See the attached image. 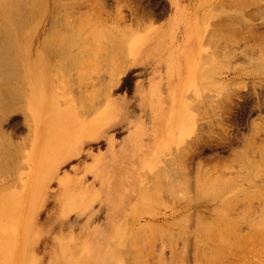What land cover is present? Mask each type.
<instances>
[{
    "label": "rangeland",
    "instance_id": "374dc122",
    "mask_svg": "<svg viewBox=\"0 0 264 264\" xmlns=\"http://www.w3.org/2000/svg\"><path fill=\"white\" fill-rule=\"evenodd\" d=\"M28 1L0 0L4 8L23 6L0 23L1 42L23 40L32 29ZM39 9L30 49L55 27L60 44L73 41L75 55L77 44L94 41L99 56L96 48L86 52L99 63L87 71L99 77L101 112H110L76 119L78 107L59 98L63 84L60 100H50L34 95L22 69L0 68L13 76L0 83V264H208L217 254L225 261L237 254L232 264H264V233L253 228L264 217V0H180L175 11L169 0H43ZM180 13L185 23L172 28ZM52 46L50 63L70 59L67 45ZM64 62L53 74L66 69ZM74 63L67 82H77ZM55 82L48 91L58 94ZM11 86L17 95L1 88ZM37 97L44 108L38 117L27 109ZM55 108L69 119L58 116L51 125ZM36 144L44 152L33 159ZM216 176L223 195L236 191L230 196L240 198L228 196L232 206L221 204L223 195L200 201L202 181L212 177L208 182L221 188ZM210 213L228 237L206 245L200 221ZM149 227L163 233L147 244L137 238ZM134 241L143 261L134 257ZM215 241L233 253L219 254Z\"/></svg>",
    "mask_w": 264,
    "mask_h": 264
},
{
    "label": "bare ground",
    "instance_id": "6f19581e",
    "mask_svg": "<svg viewBox=\"0 0 264 264\" xmlns=\"http://www.w3.org/2000/svg\"><path fill=\"white\" fill-rule=\"evenodd\" d=\"M24 1V0H23ZM28 1V0H27ZM29 2V6L31 7V9L32 10H30L31 11V14H29V18L33 21V27H32V29L29 31V32H27V33H24V32H22V37H23V40H11V41H4V42H1L0 41V68H4V69H6V67H7V69L8 68H12V67H17V68H19V70L20 69H22V71L24 72V74L26 75H29L28 77V83H29V85L31 86L30 88H31V91H33V93H34V95H41V94H44V97H46V96H51V97H47V98H52L53 97V99H56V101H57V99L58 100H60L59 98H61V101L62 100H64V102L65 101H67V103H70V104H72V105H75V106H77L78 107V109H77V111H76V113L73 115L76 119L78 118V119H80V118H82V117H86L87 119H89V120H95L96 118H98L99 117V113H98V111L100 110V114H102V115H104V114H107L108 112H110V110L108 109V110H104L103 112H101V108L103 107V105H100V103L98 102V98H99V96H100V91H101V84H100V80H99V77L98 76H96L95 77V75L94 76H92V75H90V72L89 71H87V69H88V66H89V68L90 69H92L90 66H95L94 64L96 63V61L99 59V51H101V49H97L98 48V46L97 47H92V45L93 46H95V44H94V41H92V44H89L87 41H86V43H88V44H82L81 42H80V46L77 44L76 46V50H78L79 52H81V55L79 54V52H78V54L79 55H75V53H74V47H75V45H74V43H73V41L72 42H68V43H64V44H60V42H58V33L57 32H55L57 29H56V27H55V29L53 28L55 25H57L58 23H56V21H55V25L53 26V23H52V25L51 26H53V27H51V28H53L52 29V31L53 30H55L54 32H52V34L50 33V32H48V30H47V33H49V35L51 34V36H48V34L46 33V35H47V37H49V38H47L46 36H45V39H47V40H43L44 38H42L41 39V42L39 43V49H37V50H35V51H32L31 49H30V40L34 37V29H35V27L37 26V25H39L40 24V22H41V15L42 14H40V9H39V7L40 6H42V4H43V0H30V1H28ZM23 3V2H22ZM19 4V3H18ZM20 4H21V2H20ZM53 6L54 5H56V4H52ZM3 5H0V23H6L7 22V20H6V18H8L9 17V13H10V11L11 10H16V11H18V9H21L23 6H18L17 4H16V6H11V7H2ZM7 6V5H6ZM24 6H26V4L24 5ZM27 7V6H26ZM27 10L29 9L28 7L26 8ZM26 9H24V10H26ZM29 12V11H28ZM19 13V12H18ZM22 13V12H21ZM182 13V12H181ZM179 14V15H177V17L174 19V21L171 23V26H172V28H174V27H176L177 25L178 26H182L185 22H184V20H183V18H182V14ZM20 14V13H19ZM18 15V14H17ZM57 27H58V25H57ZM50 28V27H49ZM93 30V29H92ZM102 32V31H101ZM101 32L99 33V30L97 31V33H98V35H97V33H95V30L92 32L91 31V34L93 33H95L97 36H99V34H101ZM90 34V35H91ZM92 34V35H93ZM95 36V35H94ZM97 36H96V39H97ZM90 37V36H89ZM93 37V36H92ZM92 37L91 38H88L87 37V40L88 39H91L92 40ZM85 38V37H84ZM101 38V37H100ZM99 37H98V39H97V41H99V39H100ZM28 39V40H27ZM95 38L93 39V40H96ZM89 41V40H88ZM75 42V41H74ZM95 43H96V41H95ZM98 43V42H97ZM96 43V45H98ZM53 45V46H52ZM65 45H67V49H69L70 48V53H69V58L70 59H67V60H65L64 59V57H59L60 59V62L58 63L57 62V60H53L52 61V63H50L51 61H50V59H51V57H53L54 55H55V53H53V55H52V52H54V51H57V50H53V49H51V46L52 47H57V49H59L58 47L59 46H61V48H62V50L64 51V46ZM74 46V47H73ZM88 47H89V49H90V51L92 50V48H96V50L97 51H94V52H97V55H96V53H94L93 54V56H95V57H98V59H94L91 55H89L88 54V52H86V51H89V49H88ZM92 47V48H91ZM61 48L59 49V50H61ZM72 49L74 50L73 51V53H72ZM65 50H66V48H65ZM93 50H95V49H93ZM89 51V52H90ZM83 52L84 53H86V54H88L89 56H90V59L88 58H85V56L86 55H83ZM67 53V52H66ZM90 54H91V52H90ZM57 53H56V57H57ZM64 54H62V56H63ZM67 56V57H68ZM88 56V57H89ZM91 57H92V59H91ZM112 57V56H111ZM55 58V57H54ZM53 58V59H54ZM66 58V57H65ZM111 58L109 57V60H110ZM52 60V59H51ZM62 60H65V62L64 61H62ZM68 60L69 61H71V62H68ZM113 60V59H112ZM66 61L68 62V63H66ZM73 61L74 62H76V64L74 63V65L76 66V68H75V70L77 71L76 72V75H77V82H76V78H75V80H71L72 79V77L74 76H72L71 75V79H69V80H71L72 82H70V81H68L67 82V80H66V78L67 77H65V76H70V75H68V73H66V70H67V72H68V69H67V65L69 64V67L70 66H73ZM111 61V60H110ZM63 62L65 63V64H67L66 65V69L64 70V69H62L63 70V73H62V70H61V72L59 73L58 72V75L57 74H53V72H55V69H56V67H59L60 65H61V63H62V65H63ZM98 63H99V61H97ZM2 63V64H1ZM56 64V66H55V68H53L54 67V65ZM70 63L72 64V65H70ZM5 64V65H4ZM51 64H53V65H51ZM65 64H64V67H65ZM57 65H59V66H57ZM2 66H5V67H2ZM92 66V67H93ZM99 66V65H98ZM61 67V66H60ZM74 67V66H73ZM73 67H71V68H73ZM97 67V66H96ZM96 67H93V68H96ZM2 69H0V71L2 70ZM54 69V70H53ZM16 70H18V69H16ZM52 70V71H51ZM74 70V69H73ZM21 71V70H20ZM19 71V72H20ZM1 72H3V71H1ZM89 72V73H88ZM7 72H5V74H2V73H0V81H2V82H0V83H5V82H7V81H9L10 79H8V77L11 75L10 73V75L8 76L7 74H6ZM13 73H15V72H13ZM16 73H18V72H16ZM16 73H15V75H16ZM67 75H66V74ZM20 74V73H19ZM19 74H17V76L19 75ZM70 74V73H69ZM92 74V73H91ZM2 75H6L5 77H4V79H3V76ZM26 75V76H27ZM1 76H2V78H1ZM21 75H19V77H20ZM119 76V75H118ZM11 77V76H10ZM13 77V76H12ZM11 77V79H13ZM18 77V78H19ZM25 77V76H24ZM24 77H23V79H24ZM57 77H58V83L57 82H55V81H57L56 79H57ZM74 77H76V76H74ZM74 77H73V79H74ZM117 77V76H116ZM14 78H16V77H14ZM20 78H22V77H20ZM27 78V77H26ZM70 78V77H69ZM6 79V80H5ZM22 79V80H23ZM17 80V79H16ZM27 81V80H26ZM73 81H75V83H76V85H78L77 87H79V91H78V93L77 94H75L74 92H73V90H71V88H70V85L73 83ZM24 82V81H23ZM23 82L22 83H20V85L19 86H21V85H23ZM55 82V85H56V88H57V86L59 85V88H58V91L60 92V93H56V91H54V90H50V91H48V89H50L52 86H54V83ZM57 83V84H56ZM59 83H61V84H63V86L64 87H66V89L64 90L63 88L64 87H62ZM64 83L66 84V85H64ZM70 83V85L68 86V84ZM78 83V84H77ZM19 84V83H18ZM10 85H12L13 87H15L14 85H16V84H12V83H10ZM10 85L8 84V87H10ZM76 85H72V88H73V86H76ZM11 86V87H12ZM62 87V90H63V95H61L62 94V90L60 91L59 89H61V87ZM6 87V86H5ZM5 87H1L2 89L4 88V90H6L5 92H9L10 94L11 93H15L16 95H17V93L18 92H16L15 90H14V88L13 89H5ZM17 87V86H16ZM7 88V87H6ZM19 87H17V89H18ZM21 89H22V86H21ZM20 88L18 89V90H21ZM1 91V90H0ZM57 91V92H58ZM21 92V91H20ZM3 93H4V91H3ZM9 93H6V94H8L9 95ZM1 94H2V91H1ZM14 94V95H15ZM57 96H56V95ZM58 95L60 96L59 98H58ZM3 96V95H2ZM2 96H1V98H2ZM12 96V95H11ZM62 96H65V98L66 99H63L62 98ZM7 97H9V96H7ZM4 98V97H3ZM5 98H6V96H5ZM10 98V97H9ZM37 99H38V97H37ZM34 100L33 102H32V105H31V103H30V106H27V109H32L33 111H34V113H35V115H36V117H38V116H40V115H43L44 113H43V109H42V103L39 101V99L38 100ZM50 100H52V99H50ZM3 102H5V100L4 101H2V103ZM52 102V101H51ZM49 103V102H48ZM66 103V102H65ZM48 105V104H47ZM46 105V106H47ZM45 106V105H44ZM49 107V106H48ZM108 107H110V105L108 104ZM47 107H45V109H46ZM46 112V111H45ZM40 114V115H39ZM68 115H70L69 113H68ZM68 115L65 113V112H61V113H59L58 114V109L57 108H55V110L53 111V114L49 117V121H50V124L51 125H54V124H56L57 123V121H58V116H59V118H63L64 120H67V119H69V117H68ZM44 146V144H36V147H35V151L31 154V158H33V159H36V158H38V157H36V156H38V155H41V154H43V152H44V150L43 149H41L42 147ZM217 175V174H216ZM215 176V175H214ZM219 177L221 176V175H218ZM218 176H216L217 178H218ZM203 178V177H202ZM201 178V179H202ZM210 179H212V177H210ZM209 179V180H210ZM221 179V178H220ZM208 180V181H209ZM222 180V179H221ZM224 180H226L225 178H224ZM227 180H228V178H227ZM199 181V180H198ZM207 181V182H208ZM219 181V178H218V180H217V182ZM230 181V180H229ZM204 182H206V181H202L201 183H202V185H201V183H200V189H198L200 192H198V195H199V193H200V195H199V199H200V201H208V200H210V201H214V200H216V199H220V198H223L222 197V195H223V193L225 194V193H227V192H223L221 189H223V187L221 186V185H223L224 186V184L222 183V182H220L219 181V183H222V184H220V186H221V188H219V186L217 185L216 186V184H211L210 182H206V183H204ZM224 182V181H223ZM233 182V181H232ZM212 183H215V181H213ZM218 184V183H217ZM227 184H228V182H227ZM233 184H235V183H232V186H234ZM184 185V184H183ZM231 185V184H230ZM182 186V185H181ZM179 188H180V186H179ZM178 188V189H179ZM226 188V187H225ZM173 189H176L175 187L173 188ZM172 189V190H173ZM177 189V194H178V190ZM181 189H183L182 187H181ZM186 189V188H185ZM141 190H143V191H141V203H144V198H145V189L143 188V189H141ZM184 190V189H183ZM223 190H227V188L226 189H223ZM250 191H251V189H249ZM170 191H171V189H170ZM184 191H186V190H184ZM188 191V190H187ZM246 191V190H245ZM173 192V191H172ZM175 192V191H174ZM173 192V193H174ZM182 191L180 190L179 191V193H181ZM223 192V193H222ZM228 192H230L229 193V195L228 196H230V194H234L236 191H234V193H231V191H228ZM252 192V191H251ZM250 192V193H251ZM263 193V192H262ZM184 194H186L185 192H184ZM228 194V193H227ZM237 194V193H236ZM240 194V193H239ZM255 194V193H254ZM183 195V194H182ZM188 195H190V194H188ZM249 195V194H248ZM251 195V194H250ZM261 195V193L259 194V196ZM263 195H264V193H263ZM223 196H225V195H223ZM227 195L222 199L223 200V203H222V201H221V204L223 205H228L229 204V206H232L231 205V202H230V200H228L230 197H233L234 195H232V196H230V197H228ZM236 196V195H235ZM254 196V198L253 199H256L255 197H256V194L255 195H253ZM258 195H257V197H259ZM188 197V196H187ZM187 197H185V199L187 198ZM228 197V198H227ZM238 197H240V196H238ZM245 197H248V196H246L245 195ZM251 197H252V195H251ZM262 197V196H261ZM264 197V196H263ZM263 197H262V199H263ZM148 198V197H147ZM260 198V197H259ZM146 199V198H145ZM191 199V198H190ZM226 199L228 200V201H226ZM231 199V198H230ZM240 198H238V200H239ZM252 199V200H253ZM261 199V198H260ZM233 202L235 201V200H237V197L234 199V197L231 199ZM237 200V201H238ZM264 200V199H263ZM147 203H149V200L147 199ZM250 201V200H249ZM228 203V204H225V203ZM232 202V203H233ZM200 203H203V202H200ZM236 203V202H235ZM221 205V206H222ZM224 206V207H225ZM228 206V207H229ZM219 208H220V206H219ZM226 208V207H225ZM213 209H215V208H213ZM212 209V212L214 211ZM218 209V208H217ZM222 209H223V207H222ZM221 209V210H222ZM227 209V208H226ZM223 210L224 212H226V211H228V209L227 210ZM216 210V209H215ZM200 211V210H199ZM217 211H220V210H217ZM201 213L200 214H203L204 215V213L205 212H207V209H204V210H201L200 211ZM211 212V213H212ZM221 212V211H220ZM219 212V213H220ZM224 212H221V213H224ZM211 213L209 214V216H208V218H201V221H200V227L202 228L201 229V231H199V232H202V233H200V236H201V239H203L204 241H205V243L204 244H206V245H209V244H207L208 242H214V240H215V238H217V237H219L220 236V234H221V236L223 235V239L225 240V239H227V237H228V235L227 236H224V235H226V234H224L225 233V231L224 230H226V229H221V228H218V225L220 224V226L221 227H223V222H219V224L217 225V222H216V219L215 218H219V216H216L215 217V215H213L212 214V217H211ZM214 213H215V211H214ZM216 214V213H215ZM186 215V214H185ZM197 215H198V213H197ZM225 215V214H224ZM188 216V215H187ZM200 216V215H199ZM206 216V215H205ZM214 216V217H213ZM183 217V216H182ZM180 218V219H183V218H185L186 216H184L183 218ZM198 218V217H197ZM221 218H222V216H221ZM261 218H263V221H264V217H261ZM260 218V219H261ZM129 219H131L130 220V222L133 220V218H127L126 220H125V223H127L128 221H129ZM259 219V224H258V222H257V224H254V226H253V228L254 227H257V230H256V232H259V235L261 234H263L264 233V229H262V225L264 224V222L262 221V219L260 220ZM263 223H262V222ZM225 222V221H224ZM231 222V221H230ZM125 223H124V225H125ZM227 223H229V222H227ZM236 223V222H235ZM254 223H256V222H254ZM130 224V223H129ZM222 224V225H221ZM224 224H226V223H224ZM229 224H231V223H229ZM260 224H262L261 226H260ZM232 225V224H231ZM230 225V226H231ZM130 226V225H129ZM173 226V225H172ZM171 226V227H172ZM227 226V225H226ZM235 226H237L236 224H234V227ZM136 227V226H135ZM141 227V226H140ZM183 227V226H182ZM260 228V230H259V228ZM264 227V226H263ZM130 228V227H129ZM138 228V227H137ZM159 228L160 227H155V229H153V227L151 228V227H149V230H147V231H145L146 233H144V234H141L137 239H139V238H142V240H143V242H146L147 241V244L150 242H152V240L155 238V236L153 237L152 235H154V233L157 231V229L159 230ZM224 228V227H223ZM226 228V227H225ZM228 229H229V227H227ZM145 229V228H144ZM164 229H166V230H163L162 228H160V230L161 231H167L168 233L171 231V229H173V227L172 228H170L169 229V227H168V230H167V228H164ZM228 229H227V231H228ZM255 229V228H254ZM262 229V230H261ZM130 230H131V228H130ZM130 230H129V233H131L130 232ZM142 230V229H141ZM152 230H154V232H150V231H152ZM170 230V231H169ZM6 231L7 232H9V230H7V227H6ZM161 231H158L159 233H157V235L158 234H161V233H163V232H161ZM197 231H198V229H197ZM263 231V233H261ZM167 232H164V233H167ZM255 232V233H256ZM122 233V232H121ZM136 233V232H135ZM212 233H214V234H212ZM9 234V233H8ZM212 234V235H211ZM217 234H219L218 236H216ZM258 234V233H257ZM120 235V234H119ZM146 235H148V237L146 238V237H144V236H146ZM150 235V236H149ZM256 235V234H255ZM254 235V236H255ZM259 235H256V236H259ZM260 235V236H261ZM121 236V235H120ZM215 237V238H214ZM225 237V238H224ZM235 237H237V236H235ZM249 237H250V235H249ZM248 237V238H249ZM262 237V236H261ZM213 238H214V240H213ZM219 238H221V237H219ZM219 238H218V240H219ZM240 238H242V237H240ZM240 238H234L235 240H237V239H239L240 240ZM248 238H247V241H248ZM250 238H252V237H250ZM254 238V237H253ZM201 239H200V242H201ZM243 239L245 240L246 238L245 237H243ZM242 239V240H243ZM129 240H131L132 241V239H129ZM134 240H136V239H134ZM239 240H237V241H239ZM251 240V239H250ZM249 240V241H250ZM139 241V240H138ZM137 241V242H138ZM141 241V240H140ZM207 241V242H206ZM217 241V240H216ZM215 241V242H216ZM135 242L136 241H134V242H132L133 244V246L132 247H134L133 249H132V247H131V249L132 250H134L135 251V258L137 259L138 257H139V254H140V258H138V259H140V260H142L141 259V253H139L138 252V246H140V245H138V246H135L134 244H135ZM136 242V243H137ZM198 242V241H197ZM243 242H246V240L245 241H243ZM260 242H261V240H260ZM140 243H142V242H140ZM199 243V242H198ZM216 243H219V242H216ZM240 243V242H239ZM242 243V242H241ZM130 244V243H129ZM139 244V243H138ZM146 244V245H147ZM153 244L154 243H152V245L151 246H153ZM235 244H238V242L237 243H235ZM131 245V244H130ZM142 245H143V243H142ZM218 245L219 246H221L220 248H218ZM244 245V244H243ZM251 245L252 244H250V247H251ZM262 245V244H261ZM145 246V245H144ZM212 246H214L213 245V243H212ZM212 246H210V247H212ZM225 246V245H224ZM224 246H222V244L220 245V243L219 244H217V246H214V248H216V250H217V252L219 253V254H221V253H223L224 251L223 250H225V252H230V253H233V251L231 252V247L230 246H227V247H229V249L227 248V251H226V249L224 248V249H222ZM236 246H238V245H236ZM236 246H234L235 247V249L236 248H238V247H236ZM240 246V245H239ZM246 246V245H245ZM255 246V245H254ZM253 246V247H254ZM257 246V245H256ZM129 247V246H128ZM138 247V248H137ZM148 247H149V245H148ZM250 247H248L249 248V250H250ZM262 247V246H261ZM14 248V246L12 245V249ZM135 248H136V250H135ZM147 248V247H146ZM149 248H151V247H149ZM209 248V247H208ZM214 248L212 247V248H210L209 250H212V251H210V252H215V250H214ZM220 249V250H218V249ZM243 248H246V250H247V246L246 247H241L240 249H242L243 250ZM200 250H201V248H199ZM221 249H222V252H221ZM233 249V248H232ZM121 250V249H120ZM124 250V249H123ZM234 250V249H233ZM237 250H239V249H237ZM242 250H239V251H242ZM252 251H253V249H251ZM250 250V251H251ZM239 251H237V253H242V252H239ZM249 251V252H250ZM255 251V250H254ZM203 252H205V251H203ZM221 252V253H220ZM124 253H125V251H124ZM243 253H244V251H243ZM242 253V254H243ZM207 253H205L204 254V256L206 255ZM229 254V253H228ZM234 254H235V251H234ZM242 254H240V256L242 255ZM138 255V256H137ZM211 255H213V254H211ZM223 255L225 256L226 255V253L224 254L223 253ZM237 255V254H236ZM235 255V256H236ZM244 256H242L243 258L245 257V255H246V253H244L243 254ZM137 256V257H136ZM229 256V255H228ZM234 256V257H235ZM143 257H144V255H143ZM212 257V259H210L211 261H208L207 260V262H210V263H208V264H215L213 261H215V259L218 257V259H220V257L218 256V254L217 255H215V256H211ZM214 257H215V259H214ZM231 257V256H230ZM233 257V256H232ZM232 257L230 258V259H232ZM233 257V258H234ZM237 257V256H236ZM235 257V258H236ZM247 257H248V254L246 255V260H247ZM201 258H203V257H201ZM201 258H200V260H201ZM137 259V260H138ZM217 259V260H218ZM230 259H229V261H227V262H230ZM223 260V259H222ZM221 259H220V261H222ZM245 260V261H246ZM116 261H117V259H116ZM115 261V262H116ZM125 261H127V258H126V260ZM139 261V260H138ZM143 261V260H142ZM219 261V262H220ZM225 261V259L223 260V262ZM225 261V262H226ZM250 261V260H249ZM247 262L246 261V263L248 264H250L251 262ZM136 262V261H135ZM134 262V263H135ZM201 262H202V260H201ZM224 262V263H225ZM233 262V261H232ZM232 262H230V264H232ZM238 262V261H237ZM141 262H139V264H140ZM144 263V262H143ZM203 263V262H202ZM206 263V262H205ZM222 262H220V264H221ZM235 263V262H234ZM239 264H240V260H239V262H238ZM237 263V264H238ZM100 264H104V263H100ZM107 264H109V263H107ZM125 264H127V262L125 263ZM226 264H228V263H226ZM241 264H243V263H241Z\"/></svg>",
    "mask_w": 264,
    "mask_h": 264
},
{
    "label": "crops",
    "instance_id": "0c3cea01",
    "mask_svg": "<svg viewBox=\"0 0 264 264\" xmlns=\"http://www.w3.org/2000/svg\"><path fill=\"white\" fill-rule=\"evenodd\" d=\"M169 1H170L172 10L174 9L175 11L177 7L179 6L180 0H169Z\"/></svg>",
    "mask_w": 264,
    "mask_h": 264
}]
</instances>
